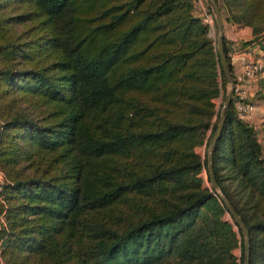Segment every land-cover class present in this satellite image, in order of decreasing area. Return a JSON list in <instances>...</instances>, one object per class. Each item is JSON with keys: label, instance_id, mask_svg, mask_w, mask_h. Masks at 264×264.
Returning a JSON list of instances; mask_svg holds the SVG:
<instances>
[{"label": "trees", "instance_id": "1", "mask_svg": "<svg viewBox=\"0 0 264 264\" xmlns=\"http://www.w3.org/2000/svg\"><path fill=\"white\" fill-rule=\"evenodd\" d=\"M25 1L48 27L45 61L14 73L3 67L0 80L38 97L48 111L39 120L20 112L0 120V259L242 264V253L238 263L231 253L237 244L242 251L240 230L222 219L224 203L198 176L204 161L194 148L213 135V100H224L226 84L208 25L189 0ZM245 4L247 19L229 24L252 29L243 44L259 50L255 98L264 99V25L253 21L254 6L264 22V0ZM5 38L0 61L25 54ZM20 139L47 155L52 175L22 173ZM211 165L247 231V264H264V157L232 102Z\"/></svg>", "mask_w": 264, "mask_h": 264}, {"label": "rangeland", "instance_id": "2", "mask_svg": "<svg viewBox=\"0 0 264 264\" xmlns=\"http://www.w3.org/2000/svg\"><path fill=\"white\" fill-rule=\"evenodd\" d=\"M201 1L203 3L204 11L212 16V23L211 27H208L207 36L212 41V45H214L216 49L217 31L213 9L209 0ZM246 1L248 0H217V6L221 16V23L223 21L225 23H230L229 20L235 19L238 21L239 25H242L243 20L247 19L248 17V15L243 11L244 7H249L248 4H245ZM189 3L191 13L201 19L200 10H196L194 8V0H189ZM253 12L257 15L256 18H253V21L255 25H257V28H260V26L264 25L263 21H259L261 13L254 6ZM4 18H11V21H3L2 19ZM47 28L48 27H46L42 23V18L35 13L34 8L28 1L0 0V43L3 39H6L5 37H9V39L17 43L25 53L23 56L15 55L12 59L7 60L6 62L0 61V69H2L3 67L4 69L9 67L14 73L15 71L37 67L39 66V64H42V62L44 63L45 54L47 51L45 46V38L47 37L48 32ZM247 28L250 32V35L252 36L251 27L248 26ZM262 33L263 32L261 30L256 29L254 36L260 37ZM47 60H50V58H48ZM216 82L220 89L221 81L218 76L216 77ZM226 89H228L227 84ZM258 93L264 94V85H262L261 90H259ZM213 102L214 110H220L221 106L219 107V104L221 103L222 105L223 100L221 101L220 97H217L213 100ZM154 104H156V102H154ZM47 111L48 109L43 105L38 97L31 95L30 93L25 92L14 85H6L0 80V120H2L3 117L9 118L15 112L23 113L24 116L32 117L33 120H39L45 116ZM176 112L177 111L175 108L173 115L177 116ZM213 121L214 116H212V118L210 119V124L213 123ZM210 124L204 131H202L204 134V138L209 134ZM208 142L206 144L204 143L196 146L194 148V152L197 154L201 161H204V166L201 167L198 176L202 180V187L209 189L211 185L206 167V153ZM18 145L21 147L23 154L25 155L21 159V161L18 162L20 163L19 167H22V173L26 175H32L33 173H40L44 170L46 177L54 173V164H51L47 155L34 152L33 146L25 143L22 139L19 140ZM214 193H216L220 197L215 189ZM222 219L232 224L233 218L229 211L223 213ZM232 229L236 231L235 226H232ZM236 237L239 239V235H236ZM231 253L234 257L235 263H238L240 254L242 253L238 244L231 250ZM0 264L6 263H4L0 259Z\"/></svg>", "mask_w": 264, "mask_h": 264}, {"label": "built area", "instance_id": "3", "mask_svg": "<svg viewBox=\"0 0 264 264\" xmlns=\"http://www.w3.org/2000/svg\"><path fill=\"white\" fill-rule=\"evenodd\" d=\"M194 8L200 10L201 20L211 27L212 16L204 11L201 0H194ZM231 65V76L233 79V91L230 102L238 118L250 123L253 118L255 92L257 91V81L263 75V61L258 54H250L247 58L237 59ZM233 66H235L233 68ZM253 127V126H252ZM3 180L0 172V183Z\"/></svg>", "mask_w": 264, "mask_h": 264}, {"label": "water", "instance_id": "4", "mask_svg": "<svg viewBox=\"0 0 264 264\" xmlns=\"http://www.w3.org/2000/svg\"><path fill=\"white\" fill-rule=\"evenodd\" d=\"M209 1H210L211 6H212V9H213V15L215 18V25H216V31H217V33H216V52H217L219 64H220V67L222 70L223 78H224L225 83L228 85V89H226V91H225L224 100H223V103H222L220 110H219V116H218V120L216 123V128H215L213 135L211 136V138L207 144L206 167H207V172H208V177H209L211 187L213 189H215L218 192V194L220 195V198L222 199L225 208L231 214L234 222L237 224V226L240 230V233L243 237L242 264H247L248 263V253H249L247 231L244 227L243 221L235 213L234 209L231 207V205L229 204L227 199L221 193V191H220V189H219V187H218V185L214 179V174H213L212 165H211L212 147L214 146L215 142L217 141V139L220 135V132L222 130V126H223V122H224V110L230 104L231 93L233 91L234 83H233V79H232V76L230 73L229 66H228L226 59H225V53H224L223 41H222V33H221L222 23H221V16L219 13V9H218L216 0H209Z\"/></svg>", "mask_w": 264, "mask_h": 264}, {"label": "crops", "instance_id": "5", "mask_svg": "<svg viewBox=\"0 0 264 264\" xmlns=\"http://www.w3.org/2000/svg\"><path fill=\"white\" fill-rule=\"evenodd\" d=\"M222 36L224 37L227 55L230 64H235L237 59L247 58L250 54H259V50L249 44H243L250 38L247 27L222 22ZM235 66H233L234 68ZM258 91V86H257ZM255 108L250 124L256 133V138L262 148L264 157V99H253Z\"/></svg>", "mask_w": 264, "mask_h": 264}]
</instances>
